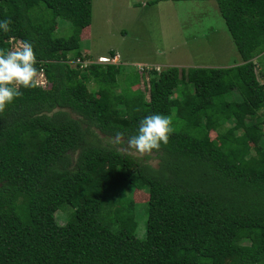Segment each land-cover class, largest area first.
Segmentation results:
<instances>
[{
	"label": "trees",
	"instance_id": "1",
	"mask_svg": "<svg viewBox=\"0 0 264 264\" xmlns=\"http://www.w3.org/2000/svg\"><path fill=\"white\" fill-rule=\"evenodd\" d=\"M215 1L243 63L147 68L148 98L138 71L118 91L120 64L67 63L91 59L81 41L93 0H0V21H12L0 49L30 42L51 85L21 88L0 113V264H264V0ZM153 114L175 130L155 156L103 144ZM135 191L148 195L143 215Z\"/></svg>",
	"mask_w": 264,
	"mask_h": 264
},
{
	"label": "rangeland",
	"instance_id": "2",
	"mask_svg": "<svg viewBox=\"0 0 264 264\" xmlns=\"http://www.w3.org/2000/svg\"><path fill=\"white\" fill-rule=\"evenodd\" d=\"M151 1L155 0H93L92 25L82 33L81 51L91 58L87 60L90 62L98 61L101 55L110 57L112 52L116 54L111 63L120 64L124 71L118 91L122 90L124 79L127 87V74L137 75L138 71L139 84L135 89L144 91L149 98L147 68L159 71L169 67L186 70L230 68L243 63L215 0H166L150 4ZM56 32L58 36L68 38L73 33L72 24L59 19ZM256 62L260 80L264 82V55ZM89 88L99 95L95 82H91ZM211 137L218 142L216 133L212 132ZM103 144L145 159L134 150L127 151L125 147L114 144L109 138L104 137ZM150 163L156 165L157 161ZM92 183L99 185L102 181L95 177ZM133 197L139 215H143L140 207L148 201V195L135 191ZM67 208L73 213L74 210L68 206L64 209ZM84 210V201L81 200L77 213ZM119 211V208L114 209L116 214ZM69 214L68 210H59L56 213L58 222L65 224L71 219ZM143 226L145 229V219Z\"/></svg>",
	"mask_w": 264,
	"mask_h": 264
},
{
	"label": "clouds",
	"instance_id": "3",
	"mask_svg": "<svg viewBox=\"0 0 264 264\" xmlns=\"http://www.w3.org/2000/svg\"><path fill=\"white\" fill-rule=\"evenodd\" d=\"M11 23L10 19L0 21V30L9 33ZM10 40H15V37H10ZM37 63L33 45L28 41H19L7 51L0 49V113L23 95L21 88L35 89L39 86L41 73ZM174 131L170 116L153 114L139 122L136 135L125 140V133L116 131L111 139L114 144H123L127 151L134 150L142 156H150L154 150L159 151L162 144L169 143Z\"/></svg>",
	"mask_w": 264,
	"mask_h": 264
},
{
	"label": "built area",
	"instance_id": "4",
	"mask_svg": "<svg viewBox=\"0 0 264 264\" xmlns=\"http://www.w3.org/2000/svg\"><path fill=\"white\" fill-rule=\"evenodd\" d=\"M12 42H13V40H12ZM19 42V41H18ZM17 42V43H18ZM16 45V44H15ZM14 45V46H15ZM112 61H114V59H112V58H108V57H99L98 58V61H96V62H92L91 61V63H100V64H107V63H111ZM67 63L69 64V65H72L73 67H77L79 64H81V65H83L84 67H86L89 63H90V61H81L80 59H77V60H73V61H71V60H69V61H67ZM113 64V63H112ZM40 73H41V75H40V77H39V79H40V84H39V87H42L43 89H49V87L51 86L50 85V81L48 80V78H47V76H46V74H45V71H44V69H41L40 70Z\"/></svg>",
	"mask_w": 264,
	"mask_h": 264
},
{
	"label": "crops",
	"instance_id": "5",
	"mask_svg": "<svg viewBox=\"0 0 264 264\" xmlns=\"http://www.w3.org/2000/svg\"><path fill=\"white\" fill-rule=\"evenodd\" d=\"M209 1H213V0H209ZM101 56H104V55H101ZM100 57V56H99Z\"/></svg>",
	"mask_w": 264,
	"mask_h": 264
}]
</instances>
